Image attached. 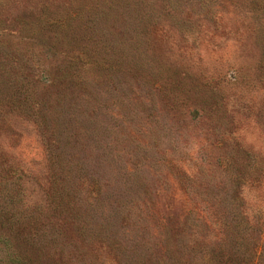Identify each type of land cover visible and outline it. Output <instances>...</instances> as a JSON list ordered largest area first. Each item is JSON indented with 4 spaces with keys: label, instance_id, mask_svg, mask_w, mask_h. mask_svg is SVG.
<instances>
[{
    "label": "rangeland",
    "instance_id": "1",
    "mask_svg": "<svg viewBox=\"0 0 264 264\" xmlns=\"http://www.w3.org/2000/svg\"><path fill=\"white\" fill-rule=\"evenodd\" d=\"M219 2L0 0V264H210L232 213L264 263V38Z\"/></svg>",
    "mask_w": 264,
    "mask_h": 264
},
{
    "label": "trees",
    "instance_id": "2",
    "mask_svg": "<svg viewBox=\"0 0 264 264\" xmlns=\"http://www.w3.org/2000/svg\"><path fill=\"white\" fill-rule=\"evenodd\" d=\"M198 1L203 2L204 5H215L217 8H223V4L220 5L221 2H219L221 0ZM214 2H216V4H214ZM240 5H243V9L248 10L243 17L246 20H249V23L258 32L261 40L264 38V0H243V3ZM3 107L4 103L2 100V106L0 107V110L3 109ZM3 180V178L0 179V226L8 228L10 232H16L18 230L17 228L23 226L27 220L33 219V215L31 213L26 214L27 210L23 205V200L18 191L19 181H7L4 183ZM195 220L198 221L197 219L192 218L194 223ZM200 220L206 221V215L202 213V215L199 217V224ZM240 222L241 221L238 214L232 213L231 219L225 224L224 227L229 233L228 236L235 240L234 249L231 253H227L225 248L222 246H211L209 248V254L212 257L213 263L210 264H257L252 258L247 256L250 252L252 257H254V253L246 249L243 250V244L240 241V237H242ZM21 231L22 230L17 233L20 234ZM194 249L195 248L193 247L192 250ZM182 250L185 252L187 249L185 250L183 248ZM193 255H195V252ZM183 256L185 255L183 254Z\"/></svg>",
    "mask_w": 264,
    "mask_h": 264
}]
</instances>
